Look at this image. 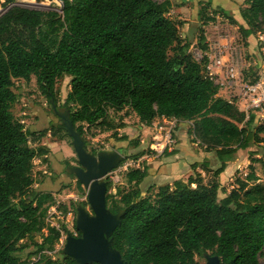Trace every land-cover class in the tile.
I'll return each mask as SVG.
<instances>
[{
	"label": "trees",
	"instance_id": "16d2710c",
	"mask_svg": "<svg viewBox=\"0 0 264 264\" xmlns=\"http://www.w3.org/2000/svg\"><path fill=\"white\" fill-rule=\"evenodd\" d=\"M15 1L6 0L8 7L0 13V264H29L20 257L28 241L38 252L53 249L60 237L45 222L54 192L33 187V161L49 148L32 146L30 136L37 130L14 119V79L35 75L50 100L57 79L71 76L62 105L83 135L84 124L107 123L110 109L129 107L145 125L157 117L193 121L195 140L215 150L221 161L216 175L238 149L264 143V123L219 96L205 59H195L189 44L182 43V21L167 15L170 0H62L61 12ZM247 4L240 12L243 21L236 19L244 37L264 29V0ZM49 126L54 134L67 135L61 123ZM146 176L147 167L131 169L128 187L107 192L113 212L126 209L113 239L127 264H200L196 256L204 259L208 250L223 264H261L264 184L257 182L254 169L222 198L220 184L204 182L198 172L187 181L160 185L155 199L144 197L140 185ZM77 184L82 188L78 179ZM107 186L109 191L112 182L107 180ZM72 207L76 210V204ZM34 264L78 263L60 250L55 259L43 256Z\"/></svg>",
	"mask_w": 264,
	"mask_h": 264
},
{
	"label": "rangeland",
	"instance_id": "374dc122",
	"mask_svg": "<svg viewBox=\"0 0 264 264\" xmlns=\"http://www.w3.org/2000/svg\"><path fill=\"white\" fill-rule=\"evenodd\" d=\"M5 1L6 0H1L0 13H3L8 7V5L4 6ZM192 1L194 2V0ZM15 3L27 8L57 12H61L63 6L62 0H16ZM208 4H213V7H211L210 10H208ZM216 4L228 6L230 8V12L225 13L223 12V10L215 8ZM245 4H247V0H210L209 3L205 2L204 5L199 3L197 8L199 9L200 16L204 21H206L209 17H214V19L218 22V27H216V29L218 28L219 31L223 30L222 34H224L219 37L232 39L233 41L235 39L239 40L240 37L238 35L241 34V31L239 25L236 23V18L232 15H237V17L242 20L240 12L241 9L247 7L245 6ZM219 37H211V39L209 40L218 42ZM254 37L258 40L257 34H254ZM258 44L260 45L259 54L262 61L264 60V51L259 40ZM199 46H201V44L198 43L190 50L194 58L199 57V55L201 54L202 49L197 48ZM244 47L245 53L243 55V58H241L239 61L242 73V67L244 66V63L246 61H252V56L248 53L246 45ZM173 52V50H170V56L173 55ZM258 72L259 68H257L256 72L252 75L249 72L247 76L245 74H243V76L246 79L251 80L257 76ZM71 80L72 77L69 75H64L57 79L55 84L54 97L58 105H62L63 99L70 91ZM13 90L17 94V100L12 107L14 119L23 123L25 129L37 130L35 136H30V144L32 146L37 147L39 145H45L49 148L48 153L36 157L33 161V173L35 183L37 184V186H35L34 183L33 187L38 188L42 192H55L54 195L57 199H63L71 206L74 204H76L77 206V204L79 203L83 205L84 203H88L87 190L83 186L82 188L78 186L77 178L75 175L72 176L66 174L64 170V166L67 165L66 162H68V164L70 165H74L77 163V154L71 144V138L68 135H64V131H58L57 134H54L53 131L48 128L50 127L49 125L51 122L59 124L60 121L56 116L52 115V108L49 97L42 92L37 82L36 76H31L29 80L18 78L14 79ZM183 123L186 124L184 127L188 128V130L190 131L192 135L191 139L194 141H199L195 140L196 136L192 129L193 121ZM167 125L168 123L165 121L157 123L158 128L160 126L166 127ZM178 126L179 123L177 124V127ZM143 127L144 126L141 125L138 116L131 108L126 107L122 110L110 109L107 123L96 124L90 127L87 124H84V137L85 139H87V147L91 151H98L102 149H123L124 156L127 157V160L125 162L131 160L137 161V163L133 167L129 168V171L134 168L143 169L147 165V162L142 156L146 153L155 154L154 140L152 139L153 133L149 131L143 133ZM46 128H48V130H46V133L41 136V138H35L38 137L39 133ZM162 131H165V128H163ZM141 135L144 136L141 137ZM261 135L264 136V133H262ZM120 137H125V139L121 140ZM136 142H138L139 144L136 145ZM251 150H258L260 154H255L254 156L250 155L249 152ZM262 151H264V143L254 142L245 149L237 150L234 156L235 158H238V160L243 159L244 164H242V166H240V168L236 170L235 174L232 176L233 180H229V184L219 186L220 198L225 196L224 192L228 193L234 187H237L238 179H244L252 169L255 170L256 174L259 177V180H257V182L264 184V153ZM139 153L143 154L139 158L135 159L134 155H137ZM219 167L220 165L208 172V183H219L218 178L215 177V172ZM127 173L128 171H120L117 167L116 170L114 169L110 174L106 176V181L109 180L112 182V187L108 191V193L115 194L118 187L120 186L128 187L126 178ZM54 175H58L55 180L53 179ZM231 185H233V187H231ZM140 186L142 188V196H149L155 199L159 186H144V184ZM48 203L49 201L45 205H47ZM85 206L90 208L89 203ZM35 239L40 240L41 234L37 233ZM27 241L28 240L22 242ZM27 243H29V245L20 253V257L21 260L30 263V259L32 257H35V255L37 254V248L32 244V242L28 241ZM196 259L199 260L200 264L205 263V260L199 258L198 256H196ZM259 260L261 264H264V249L259 255Z\"/></svg>",
	"mask_w": 264,
	"mask_h": 264
},
{
	"label": "water",
	"instance_id": "95a60500",
	"mask_svg": "<svg viewBox=\"0 0 264 264\" xmlns=\"http://www.w3.org/2000/svg\"><path fill=\"white\" fill-rule=\"evenodd\" d=\"M1 3V0H0ZM51 113L64 126L66 134L77 154V163L68 164L65 172L75 175L87 190L89 207L79 203L76 206L77 236L69 235L62 253L78 264L97 262L99 264H127L121 251L114 246L113 233L122 222L126 209L113 212L107 205L108 186L106 176L124 160L123 149H102L91 151L84 135L78 131L70 116V109L58 105L50 97ZM204 264H223L219 254L206 251Z\"/></svg>",
	"mask_w": 264,
	"mask_h": 264
},
{
	"label": "crops",
	"instance_id": "0c3cea01",
	"mask_svg": "<svg viewBox=\"0 0 264 264\" xmlns=\"http://www.w3.org/2000/svg\"><path fill=\"white\" fill-rule=\"evenodd\" d=\"M170 1L171 7L167 15L174 20L182 21L180 25V37L183 44H189V52L192 47L198 43L201 44L202 47L199 46L197 48L203 50L204 47H206V42H208L211 37L216 38L224 35L222 34L223 30L219 31L218 28L216 29V27H218V22L214 17H209L204 21L200 16L199 9L197 8L198 4L201 3L204 5L205 2L209 3L210 0H194V2L192 0ZM245 6H248V4H245ZM207 7L208 10H210V8L213 7V4H208ZM215 8L221 9L225 13L230 12L228 6L216 4ZM232 16L237 20L242 21L237 15ZM238 36L242 38L248 53L252 56V61L250 60V62L246 61L244 63L245 69L244 66L242 67L243 74L247 76L250 72L252 75L256 72L257 68H260V45L254 35L244 37L239 34ZM219 40L224 41L223 37H219ZM218 95L226 98L223 91L218 92ZM168 119L169 118L166 117H157L153 123L148 126L141 123V125L144 126L142 132H152V139L155 143V139H159L161 135L164 134V131L155 125L158 122L166 121ZM183 122L188 121L181 120L179 126L176 127V143L172 148H166L164 150L155 149V154L146 153L142 156L147 162V165L145 166L147 167V176L142 182L144 186L152 185L158 187L167 183L172 184L176 179L187 181L188 178L196 172L201 174L204 178V182H207L208 172L219 165L221 166V161L216 151L208 150L204 145H201L199 141L192 140V135L188 128L184 127L186 124ZM142 136L144 135H141V137ZM226 163L223 172L215 176L218 178L220 186L229 184V180H233L232 176L235 174L236 170L244 164V160H238V158H235L233 155ZM35 186H37L36 183ZM231 187H233V185H231Z\"/></svg>",
	"mask_w": 264,
	"mask_h": 264
},
{
	"label": "built area",
	"instance_id": "2783aa9c",
	"mask_svg": "<svg viewBox=\"0 0 264 264\" xmlns=\"http://www.w3.org/2000/svg\"><path fill=\"white\" fill-rule=\"evenodd\" d=\"M257 38L264 51V30L258 31ZM224 41L206 42V48L201 51L197 60L205 59L206 74L219 86V91L226 94V99L239 105V109L246 112L247 117L251 114L256 116L258 123H264V60L260 61V68L257 76L251 80L246 79L240 69V59L245 53V43L239 40L224 38ZM230 40V41H229ZM233 42V43H232ZM165 122L168 123L164 134L155 139L154 149H170L175 143V131L180 120L171 117ZM157 126V124L155 125ZM137 163L136 160L123 162L118 166L120 171H129ZM122 165V166H121ZM116 170V169H115ZM55 194V193H53ZM49 207L45 222L47 226L54 227L60 231V237L53 249H42L35 257L30 259L29 264H34L43 256L55 259L58 252L64 247L67 237L78 235L76 229V210L63 199H57ZM67 206L65 210L63 206Z\"/></svg>",
	"mask_w": 264,
	"mask_h": 264
},
{
	"label": "flooded vegetation",
	"instance_id": "af4514ba",
	"mask_svg": "<svg viewBox=\"0 0 264 264\" xmlns=\"http://www.w3.org/2000/svg\"><path fill=\"white\" fill-rule=\"evenodd\" d=\"M68 165V164H67ZM65 167H66V165L64 166V170H65ZM67 174V173H66Z\"/></svg>",
	"mask_w": 264,
	"mask_h": 264
}]
</instances>
